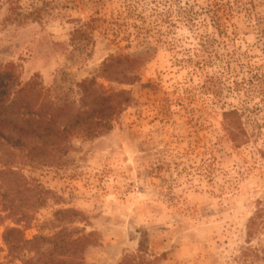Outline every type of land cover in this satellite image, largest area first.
Listing matches in <instances>:
<instances>
[{"label": "rangeland", "instance_id": "obj_1", "mask_svg": "<svg viewBox=\"0 0 264 264\" xmlns=\"http://www.w3.org/2000/svg\"><path fill=\"white\" fill-rule=\"evenodd\" d=\"M6 63L63 108L59 127L91 106L81 80L129 102L46 160L0 151L15 172L0 173V264L69 259L79 238L80 264H264V0H0Z\"/></svg>", "mask_w": 264, "mask_h": 264}, {"label": "trees", "instance_id": "obj_2", "mask_svg": "<svg viewBox=\"0 0 264 264\" xmlns=\"http://www.w3.org/2000/svg\"><path fill=\"white\" fill-rule=\"evenodd\" d=\"M121 62V58H112L105 62L101 72L106 74L114 63ZM15 65L6 63L0 71V151L6 152L8 142H12L13 149L24 150L27 148V154L39 149L40 155L51 154L63 150L62 141L67 138L70 133H78L84 136L93 137L111 128V120L119 114L121 110L129 102V96L124 90L116 91L114 94L121 97L115 103H112V94L107 93L103 85L96 84L93 78L81 80L77 83L83 96L94 94L91 100V106L88 110H82L75 113L69 118L64 125L59 127L56 123L64 112L59 106H54L48 95L43 92L39 81L32 78L26 81L22 86L15 83L16 74L13 73ZM134 76H132L133 78ZM17 88H14V86ZM85 94V95H84ZM11 115V116H8ZM94 116V119L91 118ZM223 127L228 137L235 145H240L246 140V133L241 121L240 113L236 108L229 109L222 113ZM14 151V150H12ZM47 155H42V160H46ZM34 160V159H33ZM1 165L5 170L15 174L13 170L8 168V164L1 157ZM5 171V172H6ZM8 232L17 233L16 230ZM56 238L53 236L52 238ZM41 236L38 237L40 239ZM51 238V239H52ZM80 239L69 240L64 242V249L74 246L80 242ZM49 240V239H47ZM35 239L25 241V243H34ZM65 250L71 256L69 259L57 260L56 262L45 260L43 264H55L58 262L69 264H80L73 260V253ZM67 254V256H68ZM26 261H29L27 259ZM52 262V263H51Z\"/></svg>", "mask_w": 264, "mask_h": 264}]
</instances>
